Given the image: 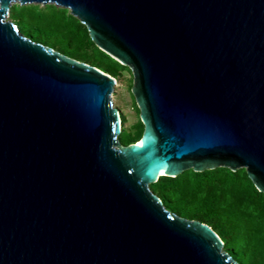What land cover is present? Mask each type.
Wrapping results in <instances>:
<instances>
[{
  "label": "water",
  "instance_id": "water-1",
  "mask_svg": "<svg viewBox=\"0 0 264 264\" xmlns=\"http://www.w3.org/2000/svg\"><path fill=\"white\" fill-rule=\"evenodd\" d=\"M13 3L68 10L129 70L136 142L114 79L22 36ZM214 168L264 195V0H0V264H237L148 189Z\"/></svg>",
  "mask_w": 264,
  "mask_h": 264
},
{
  "label": "trees",
  "instance_id": "trees-1",
  "mask_svg": "<svg viewBox=\"0 0 264 264\" xmlns=\"http://www.w3.org/2000/svg\"><path fill=\"white\" fill-rule=\"evenodd\" d=\"M7 18L34 43L92 66L115 79L129 70L98 50L85 27L54 5H11ZM133 106L137 111L135 104ZM121 146L136 142L142 133L137 120L125 128L118 113ZM148 189L174 215L208 226L220 239L222 250L237 264H264V195L257 192L243 169L214 168L185 171L175 177L159 176Z\"/></svg>",
  "mask_w": 264,
  "mask_h": 264
},
{
  "label": "rangeland",
  "instance_id": "rangeland-1",
  "mask_svg": "<svg viewBox=\"0 0 264 264\" xmlns=\"http://www.w3.org/2000/svg\"><path fill=\"white\" fill-rule=\"evenodd\" d=\"M11 5H18L13 3ZM10 5V6H11ZM42 6L41 4H37ZM69 14V11L66 10ZM5 20H9L6 18ZM114 85L109 95L113 108L124 116L125 122L123 127L128 128L138 120L137 111L133 106V98L130 95L129 88L131 86V75L128 71L120 72V75L114 79Z\"/></svg>",
  "mask_w": 264,
  "mask_h": 264
},
{
  "label": "bare ground",
  "instance_id": "bare-ground-1",
  "mask_svg": "<svg viewBox=\"0 0 264 264\" xmlns=\"http://www.w3.org/2000/svg\"><path fill=\"white\" fill-rule=\"evenodd\" d=\"M153 177H154V179H155V178L157 177V175L155 174Z\"/></svg>",
  "mask_w": 264,
  "mask_h": 264
}]
</instances>
